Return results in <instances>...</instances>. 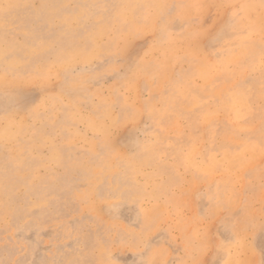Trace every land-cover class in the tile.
Here are the masks:
<instances>
[{"label":"rangeland","instance_id":"374dc122","mask_svg":"<svg viewBox=\"0 0 264 264\" xmlns=\"http://www.w3.org/2000/svg\"><path fill=\"white\" fill-rule=\"evenodd\" d=\"M0 264H264V0H0Z\"/></svg>","mask_w":264,"mask_h":264},{"label":"bare ground","instance_id":"6f19581e","mask_svg":"<svg viewBox=\"0 0 264 264\" xmlns=\"http://www.w3.org/2000/svg\"><path fill=\"white\" fill-rule=\"evenodd\" d=\"M26 1V0H25ZM11 5V4H10ZM51 16V15H50ZM97 34V33H96ZM95 36V35H94ZM52 40V39H51ZM19 43V42H18ZM3 44V43H2ZM7 49H8V47H6ZM6 49V50H7ZM77 50V49H76ZM96 50V49H95ZM4 51V50H3ZM76 52H78V50L76 51ZM81 52V51H80ZM4 53V52H3ZM75 53V52H74ZM73 53V55H71V56H74L75 54ZM79 53V52H78ZM82 53V52H81ZM81 53H79V54H81ZM77 54V53H76ZM2 55V54H1ZM78 55V54H77ZM4 56V55H3ZM2 56V57H3ZM79 56V55H78ZM91 56V55H90ZM85 57V56H84ZM74 58H75V56H74ZM79 58V57H78ZM236 59V58H235ZM235 59H233V61L235 60ZM73 60V59H72ZM67 62H68V60H67ZM71 62V61H70ZM56 63V62H55ZM66 63V62H65ZM6 64V63H5ZM10 64H12L11 63V61H10ZM68 64V63H67ZM14 65V64H13ZM12 65V66H13ZM61 65V64H60ZM207 65V64H206ZM14 66H16V65H14ZM163 66V65H162ZM161 67V66H160ZM164 67V66H163ZM165 68V67H164ZM203 68H205V67H203ZM207 68V67H206ZM196 69V68H195ZM160 70H162V69H160ZM198 71V70H197ZM143 73V72H142ZM145 74V73H144ZM214 74V73H213ZM159 75V74H158ZM209 75H210V73H209ZM164 76V75H163ZM201 76V75H200ZM211 76V75H210ZM212 76H215V75H212ZM212 76L209 78V79H211L212 78ZM203 77V76H202ZM205 77V76H204ZM178 81V80H177ZM180 81V80H179ZM189 81V80H188ZM205 81V80H204ZM206 82V81H205ZM207 83V82H206ZM182 84V83H181ZM12 85V84H11ZM95 119H96V117H95ZM99 121V120H98ZM24 123V122H23ZM96 124V123H95ZM99 124V123H98ZM24 125V124H23ZM97 125V124H96ZM24 127V126H23ZM184 138V137H183ZM190 152V151H189ZM243 152V151H242ZM194 153V152H193ZM242 156V155H241ZM247 156H248V154H247ZM191 158V157H190ZM242 158H243V156H242ZM142 161V160H141ZM207 161V160H206ZM105 163V165H106V162H104ZM103 165V164H102ZM248 165V164H247ZM242 166V165H241ZM94 167H96V166H94ZM105 167V166H104ZM99 168V167H98ZM219 168V167H218ZM94 169V168H93ZM96 171V170H95ZM97 172V171H96ZM94 173V172H93ZM20 176V175H19ZM92 182V181H91ZM2 189V188H1ZM7 201H8V199H6ZM10 201V200H9ZM3 202V201H2ZM223 203V202H222ZM7 205H9V204H7ZM212 263V262H211Z\"/></svg>","mask_w":264,"mask_h":264}]
</instances>
